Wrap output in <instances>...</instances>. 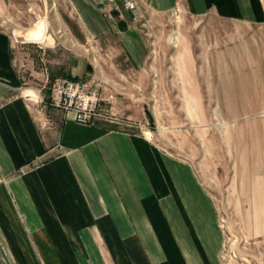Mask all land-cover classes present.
Masks as SVG:
<instances>
[{
  "label": "crops",
  "instance_id": "obj_1",
  "mask_svg": "<svg viewBox=\"0 0 264 264\" xmlns=\"http://www.w3.org/2000/svg\"><path fill=\"white\" fill-rule=\"evenodd\" d=\"M181 1L218 19L186 46L191 87H217L223 120L250 118L251 170L264 187V0ZM175 2L148 0L155 11ZM101 17L83 23L94 36L116 33L129 69H144L146 44L130 13ZM22 84L0 29V253L14 264H218L213 201L189 161L136 131L76 122ZM196 103L203 124L208 112Z\"/></svg>",
  "mask_w": 264,
  "mask_h": 264
},
{
  "label": "rangeland",
  "instance_id": "obj_2",
  "mask_svg": "<svg viewBox=\"0 0 264 264\" xmlns=\"http://www.w3.org/2000/svg\"><path fill=\"white\" fill-rule=\"evenodd\" d=\"M84 1L0 0V29L11 42L23 87L40 88L46 95L56 76L97 79L103 94H113L104 102L108 106L102 104V112L113 118L98 121L136 131L189 161L213 201L222 234L218 264H264V187L257 179L261 173L251 170L250 118L223 120L217 87H191L186 46L197 41L202 23L212 31L217 17L195 15L181 0L165 11L137 0L138 16L130 22L146 44V62L136 71L129 69L116 33L94 36L83 23H97L101 15L112 19L116 13L98 0ZM201 72L199 78L211 83L212 75ZM200 100L208 112L203 124L195 111ZM123 106L126 115L118 113ZM0 255V264H14L10 253Z\"/></svg>",
  "mask_w": 264,
  "mask_h": 264
},
{
  "label": "built area",
  "instance_id": "obj_3",
  "mask_svg": "<svg viewBox=\"0 0 264 264\" xmlns=\"http://www.w3.org/2000/svg\"><path fill=\"white\" fill-rule=\"evenodd\" d=\"M103 6L110 5L115 13L125 11L135 20L138 16L137 0H98ZM111 15V11L107 12ZM113 94H103L102 85L93 78L56 76L48 87L45 101L48 106L63 111L66 116L83 124H92L97 119L111 117L102 112V104L110 100ZM113 118V117H111Z\"/></svg>",
  "mask_w": 264,
  "mask_h": 264
},
{
  "label": "trees",
  "instance_id": "obj_4",
  "mask_svg": "<svg viewBox=\"0 0 264 264\" xmlns=\"http://www.w3.org/2000/svg\"><path fill=\"white\" fill-rule=\"evenodd\" d=\"M72 76V75H71Z\"/></svg>",
  "mask_w": 264,
  "mask_h": 264
}]
</instances>
